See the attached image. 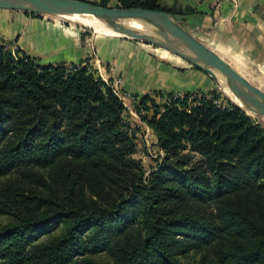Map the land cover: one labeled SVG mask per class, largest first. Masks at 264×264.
Wrapping results in <instances>:
<instances>
[{
	"label": "trees",
	"instance_id": "obj_1",
	"mask_svg": "<svg viewBox=\"0 0 264 264\" xmlns=\"http://www.w3.org/2000/svg\"><path fill=\"white\" fill-rule=\"evenodd\" d=\"M178 1L96 5L193 12ZM222 97L141 99L166 155L146 177L126 107L95 69L0 42V264H264V127Z\"/></svg>",
	"mask_w": 264,
	"mask_h": 264
},
{
	"label": "crops",
	"instance_id": "obj_2",
	"mask_svg": "<svg viewBox=\"0 0 264 264\" xmlns=\"http://www.w3.org/2000/svg\"><path fill=\"white\" fill-rule=\"evenodd\" d=\"M178 2L193 12L177 19L264 91V0ZM86 29L57 17L0 10V42L41 65L92 64L106 84L133 97L201 96L217 88L206 73L161 46Z\"/></svg>",
	"mask_w": 264,
	"mask_h": 264
},
{
	"label": "water",
	"instance_id": "obj_3",
	"mask_svg": "<svg viewBox=\"0 0 264 264\" xmlns=\"http://www.w3.org/2000/svg\"><path fill=\"white\" fill-rule=\"evenodd\" d=\"M0 10L22 11L57 17L77 25L82 21H109L116 23L129 19L157 22L161 25L164 43L150 42L167 49L194 67L206 73L231 102L245 111L264 116V91L254 86L241 73L199 40L174 15L165 11L144 8L102 7L82 0H0ZM250 105L244 110L236 102Z\"/></svg>",
	"mask_w": 264,
	"mask_h": 264
},
{
	"label": "rangeland",
	"instance_id": "obj_4",
	"mask_svg": "<svg viewBox=\"0 0 264 264\" xmlns=\"http://www.w3.org/2000/svg\"><path fill=\"white\" fill-rule=\"evenodd\" d=\"M86 1L92 2L89 0H86ZM92 3L98 4V3H100V0L97 2H92ZM162 5L165 7L172 6V4H170V0H162ZM109 6L110 7H116V2H112ZM127 21L128 20L118 21L115 24L118 27H121V26L125 25L127 23ZM68 22H70V21H68ZM71 23H73V22H71ZM86 28L90 29L89 27H86ZM139 41H142V40H139ZM147 43L151 44V45L158 46V45L150 43V42H147ZM87 65L88 64H85L83 66H87ZM91 65H88V66L92 68ZM92 69H94V68H92ZM108 82H109L110 86L114 87L115 84H112L110 81H108ZM114 89H116V88H114ZM116 90L118 91V94L121 96L120 98L122 99V101L126 107V111H125L124 116H123L124 121L128 125V127L130 129V133L135 139L136 153L134 154L133 157L136 160L141 162V164L143 165V168L146 171V177H149L151 175V173H153L159 167V165H161L163 163V160L166 156L164 151L160 148V146L158 144H155L153 142V139H151L150 136L147 138L150 141L151 147H148L147 142L145 141L147 138H146L145 131H144V124H148V123H147V121L144 120L143 117H150L153 114L154 110L151 109L149 112L144 110L143 106H141V104H140L141 99L144 97H133L132 95L125 94L121 91L120 86H117ZM215 91H219L220 93H222L218 86H217ZM222 95L225 96L223 93H222ZM226 98L228 100H230L226 96H225V98L222 97L221 98L222 103H224V104L227 103ZM150 99L155 101L158 105L162 106L165 103V101L168 99V97H166V96L158 97L156 95H153L152 97H150ZM147 107L148 108L152 107V102H149L147 104ZM248 114L250 116H252L253 118L257 119L262 124V126L264 127V116L256 115V114L251 113V112H248ZM182 155L190 156L192 163H196V162L200 161V159H201V157L199 155L192 152L189 148L186 151H184ZM9 221H10L9 217L0 215V226L6 224ZM192 255H194V253H192L190 256H192ZM89 258L96 260L97 262H100V263H109V261H110V258L106 254L95 255V256H91ZM196 259H199V256H197Z\"/></svg>",
	"mask_w": 264,
	"mask_h": 264
},
{
	"label": "bare ground",
	"instance_id": "obj_5",
	"mask_svg": "<svg viewBox=\"0 0 264 264\" xmlns=\"http://www.w3.org/2000/svg\"><path fill=\"white\" fill-rule=\"evenodd\" d=\"M83 25L92 31L108 36L123 37L129 39H145L154 43L163 44V30L159 23L149 22L141 19H129L127 23L118 27L109 21H82ZM244 110L250 111V105L236 102Z\"/></svg>",
	"mask_w": 264,
	"mask_h": 264
},
{
	"label": "built area",
	"instance_id": "obj_6",
	"mask_svg": "<svg viewBox=\"0 0 264 264\" xmlns=\"http://www.w3.org/2000/svg\"><path fill=\"white\" fill-rule=\"evenodd\" d=\"M173 1H176V0H173ZM184 1H190V0H184ZM14 50V49H13ZM99 69H100V67H99ZM101 73V72H100ZM99 77H100V75H98ZM103 81H104V79L102 78V77H100ZM105 83H106V81H104ZM116 92V91H115ZM117 93V92H116ZM117 95H118V93H117ZM119 96V95H118ZM120 97V96H119ZM193 97H197V96H193ZM133 114V113H132ZM137 116V115H136ZM144 131H145V135H146V138L147 137H151V139H153V142L155 143V144H158V138H157V136H156V134H155V132L153 131V129L148 125V124H144ZM146 142H147V145H148V147H151V145H150V141L148 140V138L145 140Z\"/></svg>",
	"mask_w": 264,
	"mask_h": 264
}]
</instances>
